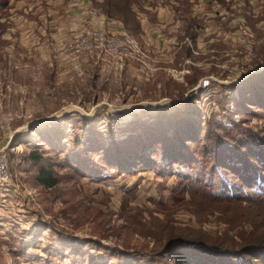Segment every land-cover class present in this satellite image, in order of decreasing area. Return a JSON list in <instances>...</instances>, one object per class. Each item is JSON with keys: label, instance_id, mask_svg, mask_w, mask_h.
<instances>
[{"label": "rangeland", "instance_id": "obj_1", "mask_svg": "<svg viewBox=\"0 0 264 264\" xmlns=\"http://www.w3.org/2000/svg\"><path fill=\"white\" fill-rule=\"evenodd\" d=\"M99 2L0 0V146L11 179L0 187V264H66L76 249L98 263L117 264L121 252L136 264H173L159 257L169 232L170 239L185 231L233 236L218 218L224 206L184 192L177 167L167 174L109 169L101 179L63 167L47 188L25 156L36 149L33 140L42 143L38 132L71 147L91 119L106 143L110 130L116 139L127 133L133 113L147 121L152 111L143 110H171L192 97L206 114L241 119L264 141V110L236 115L227 104L239 96L234 85L248 89L251 76L264 77V0H137V34L113 19L107 27L138 41L137 59L59 55L67 38L105 17ZM41 145L43 160H61Z\"/></svg>", "mask_w": 264, "mask_h": 264}, {"label": "trees", "instance_id": "obj_2", "mask_svg": "<svg viewBox=\"0 0 264 264\" xmlns=\"http://www.w3.org/2000/svg\"><path fill=\"white\" fill-rule=\"evenodd\" d=\"M136 1L100 0L98 7L106 18L137 34ZM246 82L249 90L234 85L239 96L227 102L236 115L250 113L251 107L264 110V77L251 76ZM170 106L171 110L167 106L143 110L144 115L152 111L147 121L133 113L127 133L116 139L110 130L106 143L104 131L91 119H84L80 128L85 134L74 135L71 147L57 136L38 132L42 143L33 140L36 149L25 159L37 166V182L47 188L56 185L57 170L63 167L93 179H101L109 169L127 175L146 170L167 174L177 167L176 173L185 182L184 192H197L224 206L218 210V218L228 224L233 236L185 231L170 239L169 232L159 257H167L173 264H264V141L253 137L241 119L224 122L206 114L195 97ZM44 143L48 150L60 153L61 160H43L37 148ZM118 256L117 264H136L121 252ZM68 257L66 264H107L90 259L84 249H76Z\"/></svg>", "mask_w": 264, "mask_h": 264}, {"label": "built area", "instance_id": "obj_3", "mask_svg": "<svg viewBox=\"0 0 264 264\" xmlns=\"http://www.w3.org/2000/svg\"><path fill=\"white\" fill-rule=\"evenodd\" d=\"M110 19L101 16L93 27H85L70 36L60 46L59 55L75 57L81 53L93 52L103 54L115 60L132 61L141 54V47L137 40L128 35L122 28L109 32L107 27ZM6 145L0 146V187L9 188L10 174L7 169Z\"/></svg>", "mask_w": 264, "mask_h": 264}]
</instances>
